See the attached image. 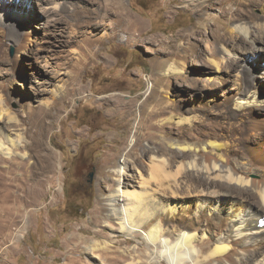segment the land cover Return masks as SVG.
Wrapping results in <instances>:
<instances>
[{"label": "rangeland", "instance_id": "1", "mask_svg": "<svg viewBox=\"0 0 264 264\" xmlns=\"http://www.w3.org/2000/svg\"><path fill=\"white\" fill-rule=\"evenodd\" d=\"M55 1L62 3L58 9L54 8ZM55 1H32L28 5L32 12L20 16L19 20L28 23L30 15L34 22L29 21L23 28L19 24L9 31L0 26V60L4 61L6 76L12 78L8 90L13 106L20 112L41 97L38 91L47 92L62 78L68 80L71 73L78 74L69 81L67 96L58 99V105L49 110L57 118L49 120L54 124L46 138L52 166L48 167L39 156L33 155L28 164L30 181L18 182L26 191L23 196L27 211L15 229L18 232L25 223L26 229L16 239L13 249L8 245L0 248L1 254L8 247L0 264H101L102 258H97L100 252L92 254L89 244L79 237L98 244L119 243L113 251L133 250L143 243L141 238L126 244L125 235L114 237V231L103 222L99 196L101 190L108 191L113 183L108 172L111 165L123 155L126 157L132 148L134 126L141 119V106L145 102L150 107L157 102L164 106L175 104L178 109L171 114L190 117L191 122L184 124L181 131L178 132L175 122L169 124V131L176 136L181 133L192 143L202 145L206 135L213 131L219 137L222 135L220 140L238 141L240 127L246 131L241 135L249 140L248 144L258 147L264 142L261 109L264 102L258 104L254 115L250 109L235 121L228 117V110L223 106L230 94L232 97L238 92L242 82H246L243 83L246 91L254 82L264 97V57L260 58L255 51L254 55L246 54L247 50L253 52L252 44L244 48L236 40L227 44L230 32L237 33V26L252 27L254 32H259L257 23L264 24V20L234 19L230 7L238 4L236 0L218 3L214 9H204L191 0H124L123 15L118 6L111 5L112 0ZM223 10L226 15L221 13ZM252 10L263 16L260 7ZM207 17L218 19L200 21ZM222 45L240 59L234 68L223 65V82H219L215 78L217 73L207 72L209 62L197 55L205 54L209 58ZM255 46L264 47V40ZM178 49L183 50L180 59L189 66L185 75L189 79L187 85L177 76L164 83L156 82L155 65L161 60L176 58ZM80 55L86 60H82L79 71L76 67ZM245 66L251 68L247 73ZM16 71H20L23 81L15 78ZM152 82L156 84V100L150 96L151 91L147 92ZM229 105L232 108V102ZM168 116L149 120L147 129L139 131L140 152L150 155V146L159 145L157 141L162 133H155L151 126L159 125ZM252 116L261 122L260 127L255 129L252 125L255 123L250 121ZM244 141L241 139L238 145L242 153L247 150ZM203 148L200 151L205 153ZM210 151L211 148L207 153ZM212 153L216 155L215 151ZM139 164L145 165L143 161ZM250 200L259 207L254 195ZM107 264L121 263L108 261Z\"/></svg>", "mask_w": 264, "mask_h": 264}, {"label": "bare ground", "instance_id": "2", "mask_svg": "<svg viewBox=\"0 0 264 264\" xmlns=\"http://www.w3.org/2000/svg\"><path fill=\"white\" fill-rule=\"evenodd\" d=\"M32 1L35 0H0V26L9 28L10 31V28L16 29L19 24L23 28L30 24L29 21L34 22L30 15L28 23L19 20L28 16L26 13L32 12V8L28 9ZM227 1L191 0V3L204 9H214L216 4H224ZM58 2L55 1L56 9L62 4ZM236 2L237 8L235 4L230 7L234 19L247 17L253 21L264 20V0ZM111 5L118 6L120 15L124 14V0H112ZM240 5L242 6L239 7ZM254 7H260L263 16L256 15L252 10ZM221 13L226 15L225 10ZM217 19L218 17H207L200 21ZM257 25L259 32H254L252 27L237 26V33L230 32L231 38L227 40V44L232 40H236L242 48L246 44H252L253 52L247 50L246 54L254 55L256 52L260 54V58L264 57V47L255 46L264 40V24L258 22ZM227 49L222 45L219 52H211L209 58L205 54L197 55L200 60L209 62L207 72L217 73L215 78L219 82L223 77L221 73L224 72V66L234 68L239 65L240 58L231 55ZM181 52L179 50L176 58L161 60L155 65L156 82L164 83L166 79L177 76L183 80L184 86L187 85L189 79L185 75L189 66L186 61L180 59ZM83 56L80 55L76 70L82 69L81 62L86 60ZM3 62L0 60V248L8 245L13 249L17 243L16 239L23 236L26 229V223L18 232L15 229L27 211L25 195L23 196L26 191L18 182L30 181L28 164L33 155L39 156L48 167L52 166V153L47 152L46 138L54 124L49 120H54L56 115H52L53 112L49 110L58 105V99L67 96L70 90L69 81L78 74L71 73L68 80L62 78L47 92L38 91L41 97H37L31 107L20 112L21 110L13 106L14 100L8 90L12 78L6 76V71L4 73L6 69ZM250 70L251 68L245 66L246 73ZM15 78L24 80L20 71L15 72ZM243 83L246 82L240 84L233 98L231 94L225 97L223 104L228 110V117L234 121L250 109L253 113L251 115H254L259 108L258 104L264 102V97L255 88L254 82L249 85L248 91L244 89ZM155 90L156 84L152 82L147 91H151L152 98L156 96ZM149 105L151 104L145 102L141 106V119L134 126L136 130L132 148L126 157L123 155L111 165L108 172L113 178V183L108 191L101 190L99 196L103 222L114 231V237L125 235L126 244L141 238L143 243L133 250L113 251L117 248L115 244L119 243L105 241L98 244L85 238L79 239L89 244L88 250L92 254L97 255L100 252L97 258H102L101 264H107L108 261L121 264H264V142L258 147L248 144L249 140L242 137L246 131L240 127L238 141L231 142V138L229 141L220 140L222 135L219 137L213 131L206 135L202 145L195 144L181 133L176 136L169 131V124L173 122L178 132L184 128V124L191 122L190 117L183 118L171 114L178 109L175 104L164 106L157 102L154 106ZM261 109L264 111V108ZM166 114L169 116L160 121L159 125L151 126L155 133H162L157 141L159 145L156 144L152 148L150 146V155L140 152L138 146L142 138L138 136L139 131L147 129L149 120ZM253 117L250 118L252 123L255 121ZM256 121L252 124L255 129L261 126V122ZM241 139H245L246 153L238 149ZM202 146L205 153L200 151ZM210 148L216 155L211 151L207 153ZM139 161H143L145 165H138ZM252 195L258 199L259 207L250 200ZM8 247L0 254V263Z\"/></svg>", "mask_w": 264, "mask_h": 264}, {"label": "flooded vegetation", "instance_id": "3", "mask_svg": "<svg viewBox=\"0 0 264 264\" xmlns=\"http://www.w3.org/2000/svg\"><path fill=\"white\" fill-rule=\"evenodd\" d=\"M92 176V175H91ZM93 177V176H92Z\"/></svg>", "mask_w": 264, "mask_h": 264}, {"label": "water", "instance_id": "4", "mask_svg": "<svg viewBox=\"0 0 264 264\" xmlns=\"http://www.w3.org/2000/svg\"><path fill=\"white\" fill-rule=\"evenodd\" d=\"M93 176V175H92Z\"/></svg>", "mask_w": 264, "mask_h": 264}]
</instances>
